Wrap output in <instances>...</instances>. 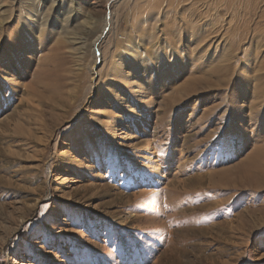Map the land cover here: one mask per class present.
<instances>
[{
    "label": "rangeland",
    "instance_id": "374dc122",
    "mask_svg": "<svg viewBox=\"0 0 264 264\" xmlns=\"http://www.w3.org/2000/svg\"><path fill=\"white\" fill-rule=\"evenodd\" d=\"M0 264H264V0H0Z\"/></svg>",
    "mask_w": 264,
    "mask_h": 264
},
{
    "label": "bare ground",
    "instance_id": "6f19581e",
    "mask_svg": "<svg viewBox=\"0 0 264 264\" xmlns=\"http://www.w3.org/2000/svg\"><path fill=\"white\" fill-rule=\"evenodd\" d=\"M100 37H101V36H98L97 39L94 40V41H95V42L98 41V40L100 39ZM70 40H72V41L74 40L75 43H76V41H78V43H76V44H81V42H82V41H80V39H76V38H74V37H71ZM83 40H84V39H83ZM73 44H74V43H73ZM74 45H75V44H74Z\"/></svg>",
    "mask_w": 264,
    "mask_h": 264
}]
</instances>
